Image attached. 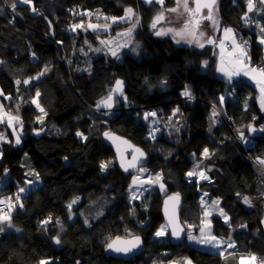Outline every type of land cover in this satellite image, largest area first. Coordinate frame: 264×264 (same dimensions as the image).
Instances as JSON below:
<instances>
[{
    "label": "trees",
    "instance_id": "16d2710c",
    "mask_svg": "<svg viewBox=\"0 0 264 264\" xmlns=\"http://www.w3.org/2000/svg\"><path fill=\"white\" fill-rule=\"evenodd\" d=\"M11 2L0 0V61L4 62L0 64V89L11 97L0 96V100L8 111L21 117L23 130L16 126L21 137L17 145L13 129L0 124V133L11 141L0 146V199L14 198L19 187L37 179L34 172L39 173L40 182L20 195L23 208L13 199L17 205L12 212L14 227L4 225L5 231L0 233V264H38L41 259H51V264H170L184 258L194 264H238L242 255H264V169L250 157L264 159V132L260 131L256 145L247 151L231 133V128L248 133L249 125L258 130L264 126V113L256 100L257 85L243 78L231 83L219 75L210 46L180 45L171 37L156 36L151 23L162 8L155 2L33 0L38 13L18 0L13 12ZM174 5L175 0H165L164 8ZM74 6L110 17H121L125 8L133 7L141 18L133 43L119 59L95 51L99 45L96 34L81 28L71 30ZM246 11V0L218 2L220 26L234 28L240 40L248 42L251 63L259 65L264 62V45L258 41L261 33L257 25L264 26V14L249 13L252 20L245 23L242 17ZM84 24L86 27L87 22ZM127 25L128 21L119 22L114 28ZM135 43L140 44L139 55L131 51ZM207 59L210 63L203 69ZM45 66L50 70L39 80L23 83ZM17 80L22 83L17 85ZM116 80L124 82L128 100L120 101L106 115V107L98 109L96 105L109 95ZM186 86L196 99L184 103ZM233 87L236 95L228 93ZM36 90L47 115L31 103ZM221 95H226L223 103ZM114 97L117 100L116 94ZM213 104L233 120L231 128L218 115L213 116ZM177 108L179 112L173 116ZM150 109H157L166 119L157 132L151 130L154 118L149 117L152 123L144 119ZM35 129L42 133L37 135ZM111 130L147 152L146 166L162 173L165 191L156 186L142 199H130L132 175L120 170L104 139V133ZM204 148L214 154L204 158ZM199 161L201 170L214 178L209 185L210 200L221 198L220 205L230 217L231 227L223 217L214 215L213 233L226 240L230 236L240 244L232 255L225 252L222 256L187 240L173 245L169 232L163 240L152 239L164 224L163 198L171 193L183 196L181 217L188 233L200 231L204 211L195 181L187 175ZM102 162H111L104 171ZM239 196L250 197L251 206ZM76 197L79 200L69 209ZM49 216L52 221L42 227L40 222ZM57 235L62 241L59 245L53 241ZM131 235L144 238V253L128 261L105 254L112 238Z\"/></svg>",
    "mask_w": 264,
    "mask_h": 264
},
{
    "label": "snow or ice",
    "instance_id": "6c2138e0",
    "mask_svg": "<svg viewBox=\"0 0 264 264\" xmlns=\"http://www.w3.org/2000/svg\"><path fill=\"white\" fill-rule=\"evenodd\" d=\"M19 3L25 4V5H31V11L34 13H38L39 10L34 6V2L33 0H18ZM146 2L148 4H152L153 2H155L156 4L160 5L162 10L160 12H158V14L154 17L153 22L151 24V28L155 30L154 34L156 36H167L169 34L172 35L173 39L176 40L177 43H181V41L188 43V44H195L200 48L204 47V43L201 42L202 39L205 37V32L202 30V22L204 20L210 21L211 25L214 29L219 30V25H220V21L218 19V0H175V6L171 7V8H164V4H165V0H146ZM246 4H247V11L245 12L244 16L242 17V19L245 21V23H248L252 20V18L248 15L249 13H253V12H259V13H264V0H246ZM194 5V7L192 6ZM10 7L12 9L13 12L16 11L17 8V0H12V2L10 3ZM205 10H207L205 12ZM165 13H176L177 14V20L183 18V23L180 27L178 28H174V27H160L157 28V25L160 24L161 21H164L166 19ZM80 15H87V16H91L92 13H80ZM97 19L100 18V13L99 10H97ZM103 19L105 21H111L112 23H117L120 20H133L134 22L132 23V26L129 27L127 29L126 32L123 33H117L118 36H126L131 38L132 37V33L134 32L136 26L139 24V17L137 16L135 10L132 7H127L125 8L124 11V16L122 17H108V16H104ZM254 22V21H253ZM111 25L108 23H105L103 25L101 24H97V23H92V22H88L86 27L84 22H80L78 24H74L72 25V29L75 30L77 28H81L84 29L85 31H87L88 29H91L93 31H96L100 28H104L105 30L107 28H109ZM260 27V44L264 45V26H259ZM223 33H224V37L225 40H231L232 42V47H233V51L227 53L228 59L225 62L223 59V49H224V40H221L219 42V44L217 45V41L215 39H213L212 37H208L207 38V43L208 44H214L217 45L218 47H220L222 49V60H221V66L218 69V71H220L221 73H224L225 75L228 76L229 80L232 79L233 76H240V75H244V76H248L251 79L255 80L256 83L259 85L260 87V106L261 109L264 110V67H255L252 66L250 63L251 58L248 56V42L247 41H243L242 43H237L236 40V35L235 32L232 28L228 27V28H224L223 29ZM102 44L105 45H109L112 42L111 41H101ZM132 41L131 39L128 42H125L124 44H120L118 45V48H125V47H130ZM140 48V44L139 43H135L134 47H131V51L135 52L137 55H139L138 49ZM95 51L99 52L101 51V49L97 48L95 49ZM109 52L112 56L117 57L119 59V55H118V51L116 48H109ZM33 56H35V53H33ZM4 63L3 61H0V64ZM208 62L204 61L203 66L207 67ZM50 69L45 66L44 70L41 71L38 75H36L35 77H30L29 79H26L23 81L24 84H29L32 80H39L42 76H44ZM22 82L20 80L16 81V84L19 85ZM162 84H166L167 81H162ZM123 84L124 82L122 80H116L115 81V85L114 87L111 89V91L109 92V95L102 99L100 102L97 103L96 107L99 109L101 106L106 107V108H112L113 107V94L115 93H119L120 96L124 97V92H123ZM41 93L39 92V90H36L35 92V99H33L31 101V103H34L36 105V107L40 110L41 113H43L44 115H47V113L45 112V109L43 107H41V105L39 104L38 98L40 97ZM182 95L184 97H187L189 100L194 99L195 97L192 94L191 89L186 86L185 90L182 92ZM0 96H3L4 99L6 100H10L11 97L5 95V93L3 92L2 89H0ZM124 99H127V97H124ZM224 97L221 96L220 97V102L223 103ZM245 107H247V105H245ZM19 112V105H17V113ZM179 112V108L175 109L173 111V116L176 115V113ZM217 115V113L214 111L213 112V116ZM157 113L156 112H146L144 113V119L147 120L149 117H156ZM39 120L40 123H43V118L42 117H38L37 118ZM155 123V121H153ZM7 124L9 127H11L13 129V133H16V126L19 125L20 130H23V121L21 119V117L18 114H13L10 111H6L5 107L3 105V103H0V124ZM250 131L255 132L257 131V129L251 125L248 126ZM158 129H154L153 131H157ZM259 131L264 132V126H262ZM39 133H37L38 135ZM77 136H80L83 140H87V137L84 136V134L82 132H77L76 133ZM104 135L106 137H108L109 139L115 141L118 140V137H114L112 136L110 133L105 132ZM150 135H152V133H150ZM240 137L241 139L244 138V134L243 132L240 133ZM155 137L153 136V139ZM0 141H6L11 143V141H9L7 139V136L4 133H0ZM124 144H127V141H122ZM21 143V137L18 134H15V144L19 145ZM245 143H247V141L245 140ZM119 151V149H118ZM135 151L137 153H139V157H143L144 153L140 150V149H135ZM214 153H210L208 148H204L203 152H202V156L204 158H209L210 155H212ZM195 155V154H193ZM3 157V152L0 151V158ZM139 157L134 156L133 157V163H130L127 167H125V171L128 170L129 167H136V163L135 161H137L139 159ZM65 160H67L68 158L65 157ZM258 162L261 165H264V159L261 158H257ZM111 162H102L101 163V170L104 171L108 168V165ZM121 166L124 167V161L123 159H121ZM200 169V164H196L194 166L193 171L188 172L187 175L189 177L192 176H196L199 177V179L202 180H209L210 178L206 175L204 170H199ZM140 172H146L148 171L147 169L141 167L139 169ZM210 171V169H209ZM5 172H7V170H5ZM37 180L39 179V173L34 172L33 173ZM161 179V177L159 175H157L156 177V181L154 182H158ZM139 180V177H134L133 178V184H136L137 181ZM27 183L31 184L33 183L32 181H28ZM161 189L164 188V185L161 184L160 185ZM25 192V188L21 187L19 188L18 192L15 194V197H6L4 199H0V204L6 205L9 209V211L4 212L3 209H0V233H3L5 231V227L4 225H7L8 228H12L14 227L13 223H12V212L15 210L16 208V204L13 203V199H15L16 202H19V207L23 208L24 205L22 202H20L21 200V196L20 193ZM208 193H204V196H207ZM237 195H240L239 193H237ZM262 195H264V193H262ZM170 201L174 202V206H173V211L169 214V225H172V236L179 238L181 232L183 231L182 228H178V226L176 225V216H175V206H177L179 204V200H180V194L176 193L173 196H170L168 198ZM79 200V197H76L69 205L68 208L71 209L72 204L76 203V201ZM243 202L249 206H251V199L248 196H244L243 197ZM207 202L203 199V197L201 198V204H206ZM167 204V202H166ZM220 204V200L219 199H215L211 201V205L210 207L213 210H217L219 215L221 217H223L224 222L226 224H229V226L231 227L230 224V217L227 215V213L224 211L223 208H219ZM167 208H166V213H167ZM210 212H208L207 210H205V216H209ZM52 221V217L49 216L47 219L43 220L40 222L41 226L44 227L46 225H48L50 222ZM57 223H59V221H57ZM204 227L200 228V236H194L191 234V232L188 233L187 238L190 241H195L199 244H206L209 245L213 248L216 249H221L224 248L225 246L227 248H235L236 244L234 241L231 240V237L229 236L227 238V240L223 239V238H218L217 236L212 234V225H211V221H204ZM240 227H247V225H240ZM166 226L162 225L160 227V229L155 233L156 237H161L166 235ZM45 230H47L45 228ZM61 230H63V226L61 225ZM17 232L21 231V229L17 228L16 229ZM53 241L55 244L59 245L62 243L60 236L57 235L55 237H53ZM141 244V239L140 237H135L133 240H121L120 237H117L115 240H113L112 242L107 244V249L112 250L116 253H129L132 252L133 249L138 248ZM222 256L224 255L223 252L220 253ZM229 255H232V253H229ZM240 264H245L246 260H250L251 264H256L257 262V257L255 254H251L249 257H240ZM38 264H51L50 260H46V259H41L40 261H38ZM77 264H79V262H77ZM174 264H193V261L189 258H184L182 261H178V262H174ZM259 264H264V259H261L259 261Z\"/></svg>",
    "mask_w": 264,
    "mask_h": 264
},
{
    "label": "rangeland",
    "instance_id": "374dc122",
    "mask_svg": "<svg viewBox=\"0 0 264 264\" xmlns=\"http://www.w3.org/2000/svg\"><path fill=\"white\" fill-rule=\"evenodd\" d=\"M175 6V5H174ZM164 7V6H163ZM173 7V6H172ZM133 8V7H132ZM169 8H171V7H169ZM134 9V8H133ZM135 10V9H134ZM78 11H79V9H77L76 7L72 10V13H71V16H72V20L75 22V24H78V23H80V22H82V21H84V22H92V23H97V24H101V25H103V24H105V23H108V24H110L111 26L109 27V28H107L106 30L104 29V28H100V29H98V30H96V31H93V30H91V29H88L89 31H91V32H93L94 34H96V38H97V40H98V42H99V45H98V47L97 48H99V49H101V51H99V52H108L109 54H110V52H109V48H116L117 49V51H118V55L120 54V53H122V52H124L126 49H128L129 47H125V48H118V45H120V44H124L125 42H128L130 39H131V41H132V43H133V41H134V36H135V32H136V28H138L139 27V25H140V23L136 26V28H135V30H134V32L132 33V37L131 38H129V37H126V36H118L117 35V33H123V32H126L127 31V29L129 28V27H131L132 26V23L134 22V19L133 20H120L119 22H124V21H128V25L127 26H123V27H117V28H114V25L115 24H117V23H119V22H117V23H112L110 20L109 21H105L104 19H103V17L104 16H108V15H106V14H100V18L99 19H95V20H93V19H89V18H84V20H82V18H79V15H78ZM135 12H136V10H135ZM160 12V11H159ZM206 12V11H205ZM137 14V13H136ZM156 14H158V13H156ZM124 16V15H123ZM137 16L139 17V19H141L140 18V15H138L137 14ZM165 16H166V19L164 20V21H161L160 22V24H158L157 25V28H160V27H165V28H168V27H174V28H178V27H180L181 25H182V23H183V18H181V19H179V20H177V14L176 13H165ZM108 17H110V16H108ZM111 17H113V16H111ZM122 17V16H121ZM218 19H219V21H220V17H219V13H218ZM153 22V21H152ZM202 23H204V25L202 26V30L205 32V34L207 35V34H209V29H211V31H217L216 29H214L213 27H212V25H211V22L209 21V23H207L206 21H203ZM152 24V23H151ZM72 25H74V24H72V22H71V30H73L72 29ZM87 25V24H86ZM130 25V26H129ZM208 28V29H207ZM224 28H228V27H224ZM223 28V29H224ZM230 28H232V27H230ZM206 29V30H205ZM233 30H234V28H232ZM75 30H77V29H75ZM138 30V29H137ZM74 31V30H73ZM155 31V30H154ZM234 32H235V30H234ZM216 35V34H215ZM235 35H236V40H237V42L239 43V40H238V35L236 34V32H235ZM165 37H171L172 39H173V37H172V35L171 34H169V35H167V36H165ZM210 37V36H209ZM205 38V40H207V38H208V36H206V37H204ZM203 38V39H204ZM174 41H176L175 39H173ZM221 40H224V47L225 46H231L232 45V42H231V40H225V37H224V33L222 34V37L221 38H217V45L219 44V42L221 41ZM101 41H111L112 43L111 44H109V45H105V44H102L101 43ZM206 42V41H205ZM131 43V44H132ZM178 44H180V45H186V46H191V45H193L194 46V44H188V43H185V42H183V41H181V43H178ZM217 45H214V50H215V54H214V57H218V58H222V49L220 48V47H218ZM131 46V45H130ZM210 47H212V46H210ZM111 55V54H110ZM223 58H225V59H227V57H226V55H224L223 56ZM205 61H207L208 62V64H207V66L209 65V63H210V60L209 59H207V60H205ZM203 64H204V62H203ZM263 64H264V62H263ZM255 66H260V67H262V65L261 64H255ZM263 67H264V65H263ZM203 69H206V67H202ZM231 83H233V82H231ZM234 88V87H233ZM236 89V88H235ZM123 92H124V97H127L126 96V94H125V91H124V84H123ZM236 93H237V90H236ZM115 94L117 95V100H115ZM115 94H113V107L112 108H116V107H118V105L120 104L119 102L120 101H123V102H126L127 100H128V98L127 99H124V97H122V96H120L119 95V93H115ZM228 94V93H227ZM226 94V95H227ZM226 95H223V97H225ZM231 95H236V94H233V93H231ZM0 103H2L1 102V100H0ZM5 107V106H4ZM42 107V106H41ZM219 107V106H218ZM112 108H110V109H112ZM219 108H221V107H219ZM107 109H109V108H107ZM5 110L6 111H8L6 108H5ZM145 121H147L148 123H152V120L151 119H147V120H145ZM164 121H166V119H164ZM41 124V123H40ZM18 131V130H17ZM19 132V131H18ZM34 132L37 134V133H42V130L41 129H35L34 130ZM15 134H18L19 135V133H15ZM6 135V134H5ZM2 142L3 141H0V146H1V144H2ZM200 164V169L199 170H201L202 169V167H201V165H202V161H199V162H196L195 164H194V166L196 165V164ZM194 166H193V168H192V170L191 171H193V169H194ZM143 168H145V169H147L148 171H146V172H140V171H138L137 173H135L134 175H132V177H131V185L128 187V191H129V195H130V199L131 200H140V199H142V197L148 192V191H150V190H152V189H154L156 186L157 187H159L160 189H161V187H160V185L161 184H163L164 185V182H163V175H162V173L161 172H155V171H153L151 168H149L148 166H146V165H144V166H142ZM141 168V167H140ZM190 171V172H191ZM157 175H159L160 177H161V179L158 181V182H154V181H156V177H157ZM134 177H139V180L137 181V183L136 184H133V178ZM195 176H192V177H189L188 176V179L189 180H193L194 179V181H195V179L196 178H194ZM29 181H32L33 183H31V184H29V183H26V184H24L22 187L23 188H25V192H23V193H20V195H24V194H26V193H28V192H30L31 190H33L36 186H38V184H39V180H37V179H34V180H29ZM7 182V180L5 179V180H3V185L5 184ZM19 188H21V187H19ZM165 189H166V187H165V185H164V188L162 189V191H165ZM0 193H2L3 194V191L2 190H0ZM240 197V196H239ZM215 199H217V198H214V199H212V200H215ZM240 199H242V197H240ZM212 200H210V203H209V206H208V208H206L205 210H207L208 212H210V215L209 216H205V211H204V216H203V219H202V226L201 227H204V221H208V220H210L211 221V225H212V233H213V222H212V218H213V216L214 215H219V213H218V211L217 210H213L211 207H210V205H211V201ZM219 200H220V203H221V198H219ZM243 200V199H242ZM219 208H222V206L219 204V206H218ZM224 209V208H223ZM224 211H225V209H224ZM226 212V211H225ZM227 213V212H226ZM227 215H228V213H227ZM229 216V215H228ZM163 225H165L166 226V235H164V236H161V237H156L155 235L153 236V238L152 239H157V240H163V239H165V238H167V234H168V232H169V229H168V227H167V225L164 223ZM192 232V231H191ZM200 233V232H199ZM198 233V234H199ZM191 234H193V235H197V233H191ZM199 243H197L196 242V245H198ZM240 245V244H239ZM207 247H206V249L205 250H207V249H213V250H220V249H216V248H213V247H211V246H209V245H206ZM256 255V257L259 255V254H255ZM261 255V254H260ZM194 264V263H193Z\"/></svg>",
    "mask_w": 264,
    "mask_h": 264
},
{
    "label": "water",
    "instance_id": "95a60500",
    "mask_svg": "<svg viewBox=\"0 0 264 264\" xmlns=\"http://www.w3.org/2000/svg\"><path fill=\"white\" fill-rule=\"evenodd\" d=\"M218 2H219V0H218ZM192 6L194 7V5H192ZM205 11H207V10H205ZM251 126L255 127L257 129V131L252 132L249 129L248 130L249 136L255 137V138L259 137L261 132L258 130V128L256 126H254V125H251ZM108 133H110L114 137L119 138L118 140L113 141L104 135L105 142L113 149V151L115 153V157H116L118 167L120 168V170L122 172H124L125 174L134 175L135 173H137L139 171L140 167L147 164L148 154L142 147L134 144L132 141H130L126 137L120 135L116 131L111 130V131H108ZM122 141H127L128 143L124 144ZM137 148L140 149L144 153L143 157H139V153H137L135 151V149H137ZM118 149H119V151H118ZM134 156L139 157V159L137 161H135L136 167H129L128 170L125 171V167H127L130 163L134 162L133 161ZM121 159H123V161H124V167L121 166ZM174 194H176V193H171V194L164 196L163 202H162V214H163L164 223L167 225V227L169 229L170 242L173 245H178V244L183 243L187 240L188 231H187V227L183 223L182 217H181L184 199H183L182 194L179 193L180 194V200H179V204L177 206H175V216H176V225L178 226V228H182L183 231L181 232L179 238H176V237L172 236V234H171L172 233V225H169V214L173 211L174 202L170 201L168 198L170 196H173ZM166 202H167V204H166ZM166 208L168 210L167 213H166ZM261 228L264 232V216L261 219ZM117 237H120V239L122 241L123 240H133L135 237H140L141 244L138 248L133 249L132 252H129L127 254L116 253L112 250L107 249V247H105V254L107 256L128 261V260H131L132 258L139 256L140 254L144 253V251H145V240L141 235L116 236V237L112 238L108 243L112 242Z\"/></svg>",
    "mask_w": 264,
    "mask_h": 264
},
{
    "label": "built area",
    "instance_id": "2783aa9c",
    "mask_svg": "<svg viewBox=\"0 0 264 264\" xmlns=\"http://www.w3.org/2000/svg\"><path fill=\"white\" fill-rule=\"evenodd\" d=\"M77 8L79 9L78 11V15H79V18H82V20H84V18H89V19H97V10H89V11H83V9L81 8V6H74L70 12L72 13V10L74 8ZM80 13H92L91 16H87V15H80ZM71 22L72 24H75V22L71 19ZM229 94L233 93V94H236V89L235 88H232L229 92ZM228 95V94H227ZM223 96V95H221ZM220 96V97H221ZM196 99V98H194ZM189 99L187 97H183V102L186 103L188 102ZM212 109L213 111H215L219 117V119L225 123L227 126L229 125L230 127V124H232L233 120L229 117H227V114L225 113L224 109L221 107L219 108L217 105L213 104L212 105ZM148 112H156L157 113V116L156 117H153L154 120H155V123H153L151 125V130L153 131L154 129H162L164 126H165V116L164 114L162 113H159L157 109H150ZM109 113V110H106L105 114L107 115ZM263 126V125H262ZM261 126V127H262ZM231 128V127H230ZM157 130V131H158ZM157 131H153V132H157ZM243 132L244 134V138L241 139L240 137V133ZM231 133H232V136L233 138L237 141V143L244 149V150H249V149H252L256 143H257V138L255 137H250L248 133L244 132V131H237V130H234L233 128H231ZM245 140L247 141V143H245ZM251 159L257 163L259 166H261L263 169H264V165H261L258 160H257V157H252L250 155ZM206 173V172H205ZM206 175L210 178V181L209 180H202V179H199V177H194L196 178L195 179V184H196V187H197V193H198V202H199V205L201 207V209L203 211H205L206 208H208L209 206V203H210V193H211V190L209 188V185H211L213 182H214V178L212 176H210L208 173H206ZM204 193H208L207 196H204ZM203 197V199L207 202L206 204H201V198ZM0 209H3L4 212H7L9 211L8 207L6 205H0ZM237 246L235 248H230V250L232 251H235L237 252L239 249H240V245L239 243H235ZM261 259H264V255H258L257 256V262L259 263V261Z\"/></svg>",
    "mask_w": 264,
    "mask_h": 264
},
{
    "label": "crops",
    "instance_id": "0c3cea01",
    "mask_svg": "<svg viewBox=\"0 0 264 264\" xmlns=\"http://www.w3.org/2000/svg\"><path fill=\"white\" fill-rule=\"evenodd\" d=\"M257 14H260L259 12H256ZM262 14H264V13H262ZM139 23H141V19H139ZM130 26V25H129ZM223 28L224 27H222V26H220L219 25V30H217V31H211V29H209V34H207V35H205V37L206 36H210V37H212L213 39H215L216 41H217V38L219 37V38H221L222 37V34H223ZM138 28H136V30H137ZM208 29V28H207ZM154 30V29H153ZM206 30V29H205ZM216 34V35H215ZM238 40H239V43H242V41L240 40V38L238 37ZM205 41H207V40H205V38L204 39H202V41L201 42H203L204 43V47L203 48H205V47H208V46H212V48H213V56H214V54H215V50H214V44H208L207 42H205ZM258 41H260V36H259V39H258ZM238 43V42H237ZM191 46H193V45H191ZM194 46H196V47H198L197 45H195L194 44ZM198 48H200V47H198ZM233 51V47H232V45L231 46H225L224 47V49H223V54L224 55H226V57H227V59H228V56H227V53H229V52H232ZM224 59V61L226 62L227 61V59H225V58H223ZM221 60H222V58H218L217 56H216V64H217V68L219 69L220 68V66H221ZM250 63H251V61H250ZM251 65L252 66H255V64H253V63H251ZM262 65V67H263V63L261 64ZM255 67H260V66H255ZM218 74L219 75H221V76H223V77H225L229 82H233V81H235V80H238V79H240V78H243V79H247V80H249V81H253L256 85H257V87H258V89H259V93H258V96H257V98H256V100H257V103H258V106H259V109H260V111L262 112V113H264V110H262L261 109V106H260V99H259V97H260V95H261V93H260V87H259V85L256 83V81L255 80H253V79H251L250 77H248V76H244V75H240V76H233L232 77V79L231 80H229V78H228V76L227 75H225L224 73H221L220 71H218ZM200 232V231H199ZM198 232V233H199ZM192 233V232H191ZM197 233V235H194V236H197V237H199L200 236V233L198 234ZM213 235H215L214 233H212ZM193 235V234H192ZM215 236H217V235H215ZM218 238H222V237H219V236H217ZM224 239V238H223ZM226 240V239H225ZM187 241L190 243V244H192V245H196V242L195 241H190L188 238H187ZM235 243H237L236 241H234ZM196 246H198V247H200L201 249H206V244H198V245H196ZM207 250H209V249H207ZM209 251H213V252H217V253H221V252H223V253H225V252H230V253H233V252H235V251H232V250H230V248H227L226 246L224 247V248H221L220 250H209ZM251 254L250 253H248V254H245V255H242L241 257H249ZM48 260H50V262H51V259H48ZM170 264H174V263H170ZM238 264H240V260H239V263ZM245 264H251V261L250 260H246L245 261ZM256 264H259L258 262H256Z\"/></svg>",
    "mask_w": 264,
    "mask_h": 264
},
{
    "label": "bare ground",
    "instance_id": "6f19581e",
    "mask_svg": "<svg viewBox=\"0 0 264 264\" xmlns=\"http://www.w3.org/2000/svg\"><path fill=\"white\" fill-rule=\"evenodd\" d=\"M137 13V12H136ZM206 21V20H205ZM207 23H209L208 21H206ZM136 32H137V30H136ZM135 32V33H136ZM107 109V108H106ZM107 110H109V109H107ZM210 199H211V193H210ZM237 246V245H236ZM46 260H48V259H46Z\"/></svg>",
    "mask_w": 264,
    "mask_h": 264
}]
</instances>
